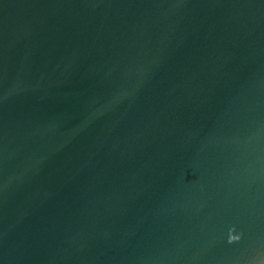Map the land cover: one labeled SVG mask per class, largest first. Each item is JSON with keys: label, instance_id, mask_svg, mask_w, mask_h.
I'll list each match as a JSON object with an SVG mask.
<instances>
[{"label": "water", "instance_id": "95a60500", "mask_svg": "<svg viewBox=\"0 0 264 264\" xmlns=\"http://www.w3.org/2000/svg\"><path fill=\"white\" fill-rule=\"evenodd\" d=\"M0 264H264V0H0Z\"/></svg>", "mask_w": 264, "mask_h": 264}]
</instances>
